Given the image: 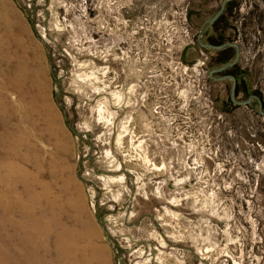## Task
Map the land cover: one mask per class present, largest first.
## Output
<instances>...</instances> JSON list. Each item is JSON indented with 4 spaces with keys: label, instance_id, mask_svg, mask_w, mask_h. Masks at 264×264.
<instances>
[{
    "label": "rangeland",
    "instance_id": "rangeland-1",
    "mask_svg": "<svg viewBox=\"0 0 264 264\" xmlns=\"http://www.w3.org/2000/svg\"><path fill=\"white\" fill-rule=\"evenodd\" d=\"M220 2L0 0V164L17 125L51 228L27 251L0 221V259L57 264L63 239L61 264H264V115L221 111L197 44ZM229 2L221 36L264 104V0Z\"/></svg>",
    "mask_w": 264,
    "mask_h": 264
},
{
    "label": "bare ground",
    "instance_id": "bare-ground-1",
    "mask_svg": "<svg viewBox=\"0 0 264 264\" xmlns=\"http://www.w3.org/2000/svg\"><path fill=\"white\" fill-rule=\"evenodd\" d=\"M1 8V7H0ZM115 96V95H114ZM118 97V96H117ZM116 98V97H115ZM120 98V96H119ZM117 99V98H116ZM35 100V99H34ZM3 107V106H2ZM8 109V108H7ZM47 109V108H46ZM5 109H1L0 114L6 118ZM36 111V110H35ZM13 112V110H12ZM10 112L12 116L14 114ZM8 113V111H7ZM44 114V113H43ZM8 115V114H7ZM24 118V117H22ZM46 118V117H45ZM47 125V124H46ZM7 127V126H6ZM10 131L6 135V142L9 148L10 156L9 161H5L0 164V171L3 174L0 175V185L3 188L0 190V221L5 222L7 227H11L15 232H22L19 235L24 243V247L27 251H31L32 248L46 249L50 240H48L49 235V223L46 219L45 214H36L35 202H36V192L33 189V184L31 181V174L25 170L21 165L23 161V156L19 152L22 140L21 135L17 134L19 127L17 125H9ZM41 128V127H40ZM18 129V130H17ZM32 129V128H31ZM52 129V128H51ZM25 134L26 140H28V134L25 128H22ZM50 132V131H49ZM6 133V132H5ZM2 138V137H1ZM3 141V140H2ZM140 143V142H139ZM2 144V143H0ZM29 145V144H28ZM25 146V144H24ZM4 147V146H3ZM25 149L30 150L31 147L25 146ZM62 151V150H61ZM2 155V154H1ZM27 160V159H26ZM60 174V173H59ZM61 175V174H60ZM64 177V176H63ZM67 178V177H66ZM62 180V179H61ZM65 180V179H64ZM57 182V180H56ZM69 180L67 179L65 185L68 186ZM63 183V182H62ZM61 185V184H60ZM65 187V186H64ZM61 188V187H60ZM70 188V187H69ZM64 189V188H63ZM65 190V189H64ZM60 191V190H59ZM69 191V189H68ZM62 192V191H61ZM56 193V192H55ZM70 193V192H69ZM62 194V193H61ZM41 195L46 199L47 188L44 186ZM46 195V196H45ZM75 195V194H74ZM77 195V194H76ZM80 195V194H79ZM78 196V195H77ZM62 197V196H61ZM40 198V197H39ZM71 198V197H70ZM60 199V198H59ZM81 200V199H80ZM56 202V201H54ZM53 202V203H54ZM77 203V202H75ZM80 203V202H79ZM47 204V203H46ZM74 204V203H73ZM61 205V204H60ZM40 206V205H39ZM45 206V205H44ZM70 206V205H69ZM76 206V205H74ZM83 206V205H82ZM43 211V210H42ZM55 211V210H54ZM169 211V210H168ZM41 212V211H40ZM83 212V211H82ZM14 213L19 214L18 217H13ZM171 214L177 215L176 213L170 211ZM60 215V214H59ZM61 218V217H60ZM49 219V218H48ZM82 221V220H81ZM52 222V221H51ZM78 222V221H77ZM80 222V221H79ZM85 222V221H84ZM87 222V221H86ZM61 223V222H60ZM59 225V224H58ZM64 226V225H63ZM85 226V225H84ZM61 228V227H60ZM51 229V228H50ZM69 229V227H68ZM71 229V228H70ZM78 229V228H77ZM88 229V228H87ZM83 230V229H82ZM86 232V230H85ZM88 232V231H87ZM18 234V233H17ZM61 234V233H60ZM87 234V233H86ZM70 235V234H68ZM58 236V235H57ZM66 236V235H65ZM72 237V236H71ZM57 238V237H56ZM60 239V237H58ZM67 238V237H66ZM74 238V237H73ZM17 239V238H16ZM65 239V238H64ZM68 239V238H67ZM63 239H55L52 243V248L56 251L57 264H61L64 257V251L62 250ZM20 241V240H19ZM65 241V240H64ZM78 242V240H77ZM51 243V242H50ZM83 243V242H82ZM87 244V243H86ZM95 244V243H93ZM23 246V245H22ZM77 246V245H75ZM96 246V244H95ZM71 247V246H70ZM81 247V246H80ZM97 248V247H96ZM74 249V248H73ZM78 249V248H77ZM80 249V248H79ZM82 249V248H81ZM20 250V249H19ZM70 251V250H69ZM94 251V250H92ZM71 252V251H70ZM98 252V251H97ZM100 252V251H99ZM25 253V252H24ZM42 253V251H41ZM44 253V252H43ZM51 253V252H50ZM91 253V252H90ZM54 255V253H52ZM40 255V254H39ZM71 255V254H69ZM81 255V254H80ZM1 257V256H0ZM73 257V256H72ZM91 257V256H90ZM12 258V257H11ZM83 258V257H82ZM54 259V258H53ZM66 259V258H65ZM70 259V258H69ZM98 259V258H97ZM30 260V259H29ZM34 260V259H33ZM52 260V259H51ZM71 260V259H70ZM77 260V257H76ZM85 260V258H84ZM201 260V259H200ZM2 263L9 264L10 259L5 260L0 259ZM53 261V260H52ZM80 261V260H79ZM28 262V261H27ZM32 262V261H31ZM44 263V262H43ZM87 264H92L88 259ZM36 264V263H35ZM39 264V263H37Z\"/></svg>",
    "mask_w": 264,
    "mask_h": 264
},
{
    "label": "flooded vegetation",
    "instance_id": "flooded-vegetation-1",
    "mask_svg": "<svg viewBox=\"0 0 264 264\" xmlns=\"http://www.w3.org/2000/svg\"><path fill=\"white\" fill-rule=\"evenodd\" d=\"M229 2V0L227 1ZM226 7V5H225ZM215 22V21H214ZM213 22V23H214ZM206 27V23L203 25V35H202V41L207 44H213L218 45L223 42H237L236 40L227 41L231 38H221L220 36V30L221 28H217L214 25ZM199 45V43H197ZM202 47L201 45H199ZM241 46V44H240ZM204 50H212L211 48H205L202 47ZM242 49V46H241ZM215 53L211 56H205V60L203 61V64L205 66V69L210 71L211 69L217 68L226 62L230 61L234 55H235V49L233 46H228L222 49H214ZM240 55V54H239ZM240 57V56H239ZM238 57V60H239ZM238 60L228 69L216 71L214 74L216 75L217 79L211 80L209 76L207 78L210 81H215L218 83H223L224 81H229V85H225L224 83V92L226 95V99H222L221 102L219 101V96H217L216 103H220V105L223 107L222 112L227 113L230 117L234 118L238 116V113L243 112V116L239 119H246V110L247 108L251 109L253 108V104H257L258 109L256 114H259L258 110L261 108L264 111V104L259 96V94L255 91V89H252L251 85L249 84L250 75L247 73V69L245 67H241L238 64ZM226 75H231L235 78V85H234V99H231V87H232V80L228 77L220 78ZM229 86V87H228ZM252 92H254L252 94ZM251 98V99H250ZM250 99V100H249ZM246 108V109H245ZM219 110V107H218Z\"/></svg>",
    "mask_w": 264,
    "mask_h": 264
},
{
    "label": "water",
    "instance_id": "water-1",
    "mask_svg": "<svg viewBox=\"0 0 264 264\" xmlns=\"http://www.w3.org/2000/svg\"><path fill=\"white\" fill-rule=\"evenodd\" d=\"M227 1L228 0H221L219 8L217 9V11L210 18H208L206 20V27L211 26L212 23L223 13ZM204 30L205 29L201 28L199 33H198V36H197V41H198L199 45H201L202 47L211 48V49H222V48H225V47H228V46H233L234 49H235V55L230 61L226 62L225 64H223V65H221V66H219L217 68L211 69L209 71V76L212 79H217V77L213 76L212 73L216 72V71L225 70V69H228L229 67H231L238 60V57H239V54H240V51H241V46L238 43H236V42H223V43L218 44V45L204 43L202 41V35H203ZM225 77H228V78H230L232 80V87H231L230 95H231V99L235 100L234 99L235 78L233 76H231V75H226V76H223V77H220V78H225ZM258 112L260 114L264 115V111L261 108H259Z\"/></svg>",
    "mask_w": 264,
    "mask_h": 264
},
{
    "label": "trees",
    "instance_id": "trees-1",
    "mask_svg": "<svg viewBox=\"0 0 264 264\" xmlns=\"http://www.w3.org/2000/svg\"><path fill=\"white\" fill-rule=\"evenodd\" d=\"M235 7V4H233L231 1L228 3L227 5V9L229 10V12H232L233 8ZM226 16L224 14L220 15L216 20L215 22L213 23V25L217 28H221L222 30V25H223V22L225 20ZM220 30V31H221ZM221 35V34H220ZM222 38V36H220Z\"/></svg>",
    "mask_w": 264,
    "mask_h": 264
}]
</instances>
